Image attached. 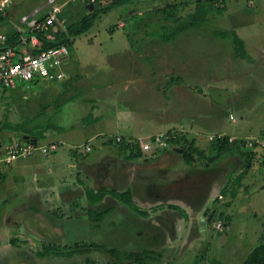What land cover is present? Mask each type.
Here are the masks:
<instances>
[{"label": "rangeland", "instance_id": "rangeland-1", "mask_svg": "<svg viewBox=\"0 0 264 264\" xmlns=\"http://www.w3.org/2000/svg\"><path fill=\"white\" fill-rule=\"evenodd\" d=\"M17 1L23 12H30L41 6L39 2L43 4L47 2V0ZM117 1L120 0H98L95 9ZM195 1L130 0L121 3L106 12H100L86 32L71 37L73 42L68 47L70 72L78 70L75 64L79 62L81 65L91 67L95 65V68H109L105 59L108 58L105 56L106 53L109 54L111 63L122 66L127 61L124 47L132 46L121 39L120 35H124L126 30H136L139 35L146 32L155 37L145 36L144 40L138 41L140 36L137 35L134 41L140 49L137 63L146 65L149 73L158 75L165 69L173 74L180 70L194 78L197 77L199 81L205 78L201 84L203 86L199 85L197 89L195 88L197 86L188 82L189 90L200 92L210 98V101L212 99L211 105L200 102V99L198 103L188 101L185 104L174 105V108L184 109L187 115L182 113L176 115L172 108L168 113L161 115L158 109L165 105L160 95H164L156 87H141L139 116L131 122L130 129L132 133L139 135V139H145L149 132L161 134L168 132L177 120H181L187 128L195 122L194 132H191H201L207 137L205 141L195 137V146L203 151L204 157L194 155L196 165L194 163L189 165L180 155L179 167L176 168L185 173L193 164L202 168L208 164L207 162L218 167L216 180L220 182L217 183L216 189L214 187L213 190L207 191L206 196L209 198L205 203L207 209L204 215L202 214L194 225L189 226L187 222L191 221L185 218L186 225L182 226L184 228L182 234L185 235L188 231L192 236L191 241H194H189L191 243L185 247L186 243L183 237H180L164 246L165 240L160 237L164 230L154 231L152 224L147 225L142 217L133 214L119 219L120 216L114 213L104 216L100 224L93 225L94 220L87 213L88 208H84L86 200L83 193L75 194V197L71 198L58 191L59 187L71 183L70 179L64 178L63 182L49 185L42 182L45 187H50L48 188L50 191L41 197H30L26 201L23 199L25 193L18 183L12 182L11 185L7 183L8 180L14 179L9 170L12 163L0 164V264H134L118 260L102 249H96L94 247L96 244L107 248L117 246L120 251L141 250L149 244L148 247L159 253L160 257L157 261L148 260L147 264H214L216 259L224 264H241L248 253L259 244L264 233V0H225L223 4L216 3L202 16L204 22L199 27L173 32L179 25L190 23L191 18H200L202 10L195 9ZM173 3L177 6L174 10L176 15L169 17L162 9ZM55 5L60 10L66 9L69 13L79 15L80 18L91 17L94 10V7L91 9L89 0H55ZM172 9L168 10L173 11ZM41 14L43 16L44 13ZM128 16L132 19L135 29ZM120 23L128 24L123 29L119 27ZM162 27L166 30L161 29ZM217 29L237 33L243 39L247 53L252 59L235 56L232 40L215 36L213 32ZM161 32L166 33L169 41H163L157 36ZM144 44L148 46V50L143 49ZM21 50L23 51L24 47ZM119 70L120 67L117 72L109 70L107 77L117 78L111 79V82L120 84L123 82L124 79L119 80L118 76H114ZM174 81L182 82L177 77ZM32 83L34 84V81L30 84ZM168 83L172 85L171 81ZM29 87L21 83L16 88L4 91L0 85V122L5 123L4 116L8 109L12 122L22 118L28 119L32 116L28 109L29 103L32 105L40 96L43 101L50 95L49 99L57 96L55 87H53L55 93L46 87L48 91H42V94L37 91V96L30 94ZM59 89L63 90V86L61 85ZM25 96L29 97L30 102ZM127 114L133 115L131 112ZM177 116L179 118L174 119ZM79 117L78 109L73 110L68 116L73 124ZM10 134L2 132L0 140H5ZM210 135L213 136L209 138ZM218 135L229 136L239 141L241 138L259 139L263 145L258 144V147L251 149L244 146L238 148L237 141V148L233 146L215 162L212 158L217 151L213 142ZM187 137L194 139L190 134H187ZM114 143L120 145L116 138ZM96 144V140L92 144L83 141L84 147L81 148L89 151L91 149L89 145ZM171 146L168 144L166 148L169 149ZM251 152L255 153L251 159L252 167L246 170ZM157 154L158 152H150L144 155ZM62 171L68 176L71 170ZM243 172L245 174L239 185L236 178ZM163 178L157 175V182L164 183ZM74 183L75 181L72 184ZM201 217H204L203 223ZM153 220L160 228L173 231L174 222L171 218L156 216ZM142 230L146 233L140 232ZM15 233L29 236L27 245L25 243H20L19 246L12 245L9 239ZM152 234L156 243L146 239ZM124 242H127V247ZM43 243L47 246L55 245L57 248L50 255L40 256L38 251L43 250ZM80 246L83 247L82 252L71 251ZM87 247L90 251L85 250Z\"/></svg>", "mask_w": 264, "mask_h": 264}, {"label": "crops", "instance_id": "crops-1", "mask_svg": "<svg viewBox=\"0 0 264 264\" xmlns=\"http://www.w3.org/2000/svg\"><path fill=\"white\" fill-rule=\"evenodd\" d=\"M48 2L49 0L46 3L44 2V4L39 2L41 6H37L30 12H23L19 2L13 0L11 5L5 9L8 13L7 17L5 19L0 17V34H8L10 33L8 30H12L17 35H20L19 33L26 29V26L21 23V18L33 13L35 10H38L37 16L41 17V12L45 14V11L50 7ZM92 7L91 4V9ZM128 19L132 22L129 16ZM127 24L120 23L119 27L125 29ZM132 25L135 29L133 22ZM19 28L22 29L21 32ZM135 31L126 30L124 35H120L121 39L132 46L131 48L124 47V56L127 55L125 65L121 66L116 63H111L109 54L106 53L105 56L108 58L105 59L109 68H95V65L92 67L89 65V67L88 65H81L82 63L79 62L75 64L78 70H71L70 72V62L67 59L62 68L65 75L64 79L52 82L39 80L30 86V94L32 93L34 96H37V91L41 94L42 91H48L46 87L51 88V91L54 92L53 87H55L57 96L55 95L56 97L54 99H49L50 95L43 101L40 96V99H37V101L30 105L29 97L25 96L27 98L26 100L29 101H26V103H29L28 109L32 114L28 119L22 118L12 122L9 109L6 111L7 115L5 114L4 116V124L6 126L27 121V127L31 129L36 127V132L44 129L41 138H36L34 135L24 132L15 133L7 129L0 131V135L5 131L11 133L7 135L5 140H0V147L19 142L25 135L30 137V141H35L34 143H36L34 144L36 149L31 155L19 157L11 164L12 166L9 167V170L11 171V176H14V179L12 181L8 180L7 183L9 185L12 182L18 183L22 192L25 193L23 199L27 201L30 197H41L48 192V188L50 187L46 186V188L42 182H47V185H49L55 182L59 183V181L63 182L62 180L64 178L70 179L72 180L71 183L64 184L61 188L59 187L58 191L63 193L64 196L67 194L71 198H74L75 194L83 193L86 203L84 204L85 206H82L88 208L87 213L90 210L99 211L101 206L105 205L107 207L110 204L115 206L114 212L110 215L117 213L120 216L119 219H121L124 216L133 214L142 217L143 222L148 223L147 225L152 224L151 226L154 231L164 230L162 231L163 235H160L161 239L163 241L165 240L163 243L164 246H167L169 242L183 237V241L186 243L184 246L187 247V244H190L194 240L191 241L192 236L188 231L185 235L182 234L184 230L182 226L183 224L186 225L185 218L191 221L187 222L188 226L194 225L197 219L207 209L205 206L209 198L206 196L207 191L213 190L214 187L216 189L218 187L217 183L220 182L216 180L217 173L215 175V167L217 170L218 167L211 165V171H214V173H207L204 176L205 165L201 168L199 165L195 166L196 164L194 163L195 165L193 164V166L189 167L191 169H186L185 173H183L181 169L176 170L179 167V156L181 155V152L175 151L176 148H179L178 146L172 145L169 149L160 148L154 150L153 153L158 152L155 156L144 155L150 153L141 151V155L129 157V152L124 151L120 145L114 143V138L120 137L122 139L120 142L139 139V135L132 133L130 129L131 122L139 116L138 113L140 112L142 99L140 98L141 87H156L164 95H160L165 105H161L160 109H158V113L160 112L161 115L168 113L171 108L176 115L180 113L184 115L186 114L184 109L174 108V105L185 104L188 101L198 103L200 100L202 103L205 102V104L211 105L212 99L210 101V98H207L200 92L189 90V84L197 86L195 87L197 89L199 85L204 83L205 78L199 81L197 77L194 78L185 72H180V70L173 72L174 77L172 78L173 74H171V71L168 72L165 69L158 75H154L153 73H149L146 65L137 63V60L139 62L140 49H138L134 41L136 36H140L137 39L138 41L144 40L145 36H155L146 32L139 35ZM143 49L148 50L149 48L144 44ZM134 62L136 64H133ZM118 67L121 70L118 73H114V76H118L119 80L124 79L121 84L120 82H111V79L117 80V78L107 77L109 70H116L117 72ZM176 77L180 78L182 82H175L174 78ZM65 81L67 88L63 86ZM168 81L172 82L171 86ZM188 82L191 83L188 84ZM117 84H119L118 87H116ZM61 85L63 86V90L59 89ZM55 100L57 101L56 103ZM44 104L46 106L49 105L48 108ZM75 109L79 110L80 117L73 124L68 116ZM127 112H131L133 115H128ZM209 116L211 118V115ZM178 118L179 116L174 117V119ZM10 121L12 123H9ZM48 123L61 129L56 130L52 127L49 129L47 128ZM194 123L187 128L185 123L177 120L168 131L177 130L186 132L192 135L191 138H198L200 141H205L207 137L201 132H191H194ZM125 133L128 135H125ZM159 134L161 133L149 132L145 139ZM212 136L210 135L209 138ZM94 140L97 141V144L95 146L89 145L91 148L89 151L81 148L82 146L84 147L83 141L92 144ZM200 141H196V143ZM50 145H55L54 149L47 152L41 150L42 146L49 147ZM63 169L71 170L68 176L62 171ZM157 175H160L161 178L165 176L163 178L165 181L162 184L167 183L168 185L170 183L171 186L169 185L166 188L158 187ZM211 175H213L212 178L208 177L206 179L207 176ZM202 178L205 179L201 180ZM74 181L75 183L72 184ZM183 181L184 183H182ZM88 189L94 192L100 190L130 191L132 194V202L137 206L138 211L133 212L122 202L109 197L104 198L101 204H92L87 198L86 191ZM23 214L26 213L23 212ZM156 216H167L171 218L174 222V225H172L173 231L160 228L156 224V221L153 220ZM202 218L204 217H201V223ZM150 220L151 222H149ZM95 224L100 223L93 221V225ZM144 233L146 232L144 231ZM139 237L143 238V236ZM146 239L149 242L156 243V241H153V234L146 237ZM127 242H124L126 247ZM146 245V248H149V244ZM131 246L133 247L134 245L131 244Z\"/></svg>", "mask_w": 264, "mask_h": 264}, {"label": "trees", "instance_id": "trees-1", "mask_svg": "<svg viewBox=\"0 0 264 264\" xmlns=\"http://www.w3.org/2000/svg\"><path fill=\"white\" fill-rule=\"evenodd\" d=\"M129 2L130 0H120L117 2H113L109 5L103 6L101 5V8H99L98 10L95 9V3L98 2V0H89V3L92 4V6L94 7L92 10V15L90 16H83L82 18L79 17V15H76L74 13H69L66 9H62L58 15H57V29L56 30H52V29H48L47 31L44 32H40L38 33V38H39V44L37 46V51H41V50H46L49 48H54V47H59L62 44H66L68 47L70 46V44L73 42V39L71 37L75 36V35H79L82 34L84 32H86L89 27L91 26L93 20L96 19L97 15L100 12H106L110 9H112L113 7L117 6V5H121V3L124 2ZM196 10H202V15L200 14V18H191V22L190 23H186L183 25H179L178 27H176L174 29L173 32H180L181 30L183 31L186 28H196L199 27L203 22H204V18L202 17L205 12H207L208 8H212L213 6H215L216 3L219 4H223L225 3V0H196ZM88 4V3H86ZM169 8H173V11H169ZM177 6L176 3L173 4H168L165 7H163L162 10H164V12L169 16V17H174L176 15V13L174 12V10H176ZM219 8V7H218ZM222 10H224V6L222 7ZM160 11V10H158ZM8 13L6 10L4 11H0V17H2V19H5L7 17ZM76 17V19H74ZM90 17V18H89ZM161 29L166 30L165 27H162ZM213 34L215 36L218 37H222V38H229L232 40L233 43V48H234V53L235 56L240 57V58H244V59H252L250 57V55L247 53V50L244 46V41L241 37H239L237 35V33L235 32H231V31H227V30H220L217 29L213 32ZM8 37V41L7 43L9 45H16L18 43V39H19V35H17V33L15 31H11L10 33L6 34ZM157 36H159V38L163 41H169V37L167 38L166 33H162L161 34H157ZM39 80H35L34 83H37ZM64 88H67V84L64 82L63 83ZM7 88H4V91H6ZM27 121H24L22 123H16L10 126H6L4 124V122H2L0 124V131L3 129H7V130H11L12 132L15 133H19V132H24L27 134H31L34 135L36 138H41L42 136V132L44 131V129H40V132H36L35 128L33 127L32 129L27 127ZM55 128L56 130H60L61 128L59 127H55L53 124L48 123L47 128ZM167 133L170 134V138L169 140V144L171 145H175L178 147H181V155L183 156V158H185V162L187 164H191L194 163L195 157L194 155H197L200 158H203V151L198 149L197 146H195V139H189L187 137V133L186 132H181V131H168ZM216 138V137H215ZM239 140H230L229 136H223L222 138H216L215 141L213 142V146L215 148V150L217 151L215 154V157L212 158V161H217L218 159L221 158V156L224 153L229 152L233 146H235L237 148V141H238V148H242V146H244L245 148L246 145L244 144L246 139L241 138ZM120 147L124 150V151H128L129 152V157H135V156H139L141 155V149H140V144H139V139H133L129 142H125L122 141L120 142ZM243 148V149H245ZM250 148V147H249ZM251 149V148H250ZM254 151V150H251ZM253 154L255 155V153H250L249 155V159L247 161V166H246V170L250 169V167H252V156ZM211 161V162H212ZM208 164L205 165L204 168V172L203 175L206 176L207 173H214V171H211V165L209 164V162H207ZM216 166V165H215ZM246 172V171H245ZM245 172L241 173L237 178L236 181H238L239 185H241V180H243V177L245 174ZM217 173V168L215 167V175ZM213 175L211 176H207L206 179L209 177L212 178ZM205 178H202L201 180H203ZM184 183V181L182 182ZM229 184V183H228ZM171 186L170 183L166 184H162V183H158L157 186L162 187L163 188L167 187V186ZM178 188V187H177ZM181 189V188H180ZM87 194V198L88 200L92 203V204H101V202L103 201L104 198L109 197L112 199H116L120 202H122L129 210L131 211H138V208L136 205L133 204L132 202V194L130 191H126V192H118L116 190H100L98 192H94L93 190L88 189L86 191ZM223 196V194H222ZM102 207V208H101ZM100 210H90L89 214L92 217V219L96 222V223H100L102 221V218L107 215H110L112 212H114L115 210V206H112L110 204L107 205V207L105 205L101 206ZM28 238H30L27 235H24L23 233H15L14 236H11L9 241L12 245L15 246H19L20 243H25L27 245V240ZM92 246L93 243L91 244ZM43 250L38 251V255L40 256H45V255H50L52 253V251L54 249H56L57 247L55 245H50L47 246L45 243H43L42 246ZM96 249H102L104 251H107L109 254H111L114 258H117L118 260H125L127 262H132L134 264H147V261H157L160 257V254L157 253L154 249H150V248H143L141 250H129V251H123L116 246V247H112V248H107L104 245H95L94 246ZM83 247H78V249H73L71 250L73 253L75 252V250H78V252H82ZM87 251H90L89 247H87V249H85ZM70 251V252H71ZM71 253V254H73ZM122 258V259H121ZM214 264H224L222 262H220L219 260L216 259ZM241 264H264V233L262 235L261 241L259 242L258 245H256L246 256V258L244 259V261Z\"/></svg>", "mask_w": 264, "mask_h": 264}, {"label": "built area", "instance_id": "built-area-1", "mask_svg": "<svg viewBox=\"0 0 264 264\" xmlns=\"http://www.w3.org/2000/svg\"><path fill=\"white\" fill-rule=\"evenodd\" d=\"M54 1L49 0L50 7L43 16H37L38 10H35L21 18V23L26 26V29L21 32L22 29L19 28L21 33L16 45H9L7 35L0 34V85L3 88H16L21 83L29 87L35 80L61 81L64 79L62 68L68 59V46L62 44L59 47L36 50L39 44L38 33L57 29V15L61 10ZM12 2L13 0H0V11H4ZM51 6L54 7L51 8ZM22 47H24L23 51ZM231 118L234 119L232 115ZM170 137L169 133H164L148 139H139L140 149L142 152L150 153L156 149L166 148ZM218 138L222 136L218 135ZM116 140L120 142L122 139L117 137ZM244 144L250 148L258 147V144L263 145L259 139H246ZM54 147L55 145L42 146L41 150L47 152ZM35 149L36 146L25 138L16 143L6 144L0 147V164L10 165L19 157L31 155Z\"/></svg>", "mask_w": 264, "mask_h": 264}, {"label": "water", "instance_id": "water-1", "mask_svg": "<svg viewBox=\"0 0 264 264\" xmlns=\"http://www.w3.org/2000/svg\"><path fill=\"white\" fill-rule=\"evenodd\" d=\"M24 138L30 140V137H29L28 135H25ZM32 140H34V139H32ZM31 142H32V141H31ZM34 142H35V141H34ZM34 142H32V143H33V144H36V143H34ZM175 151H177V152H181V149H180V148H176ZM203 221H204V219L202 218V223H203Z\"/></svg>", "mask_w": 264, "mask_h": 264}]
</instances>
